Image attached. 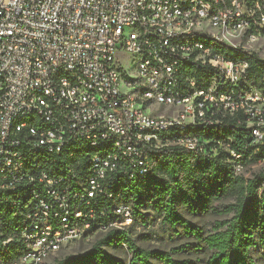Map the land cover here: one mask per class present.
Returning a JSON list of instances; mask_svg holds the SVG:
<instances>
[{"label":"built area","instance_id":"obj_1","mask_svg":"<svg viewBox=\"0 0 264 264\" xmlns=\"http://www.w3.org/2000/svg\"><path fill=\"white\" fill-rule=\"evenodd\" d=\"M262 40L264 0H0V204L32 198L19 264L128 230L105 202L157 151L217 156L196 131L242 114L263 145L264 90L216 49Z\"/></svg>","mask_w":264,"mask_h":264},{"label":"trees","instance_id":"obj_2","mask_svg":"<svg viewBox=\"0 0 264 264\" xmlns=\"http://www.w3.org/2000/svg\"><path fill=\"white\" fill-rule=\"evenodd\" d=\"M216 49L226 59L247 63L246 82L264 90V60L225 46ZM246 124V117L238 114L224 118L220 126L196 131L218 142L215 157L179 148L150 154L155 160L151 174L117 188L114 201L105 202L107 213L114 205H130L134 224L142 227L147 226L145 212L150 211L168 232L186 240L174 255L191 252L203 258L178 260L170 253L141 248L131 238L132 227L111 230L85 253L55 264H264V171L250 178L235 172L236 166L264 160V144H254ZM226 149L238 154L239 160L231 159ZM31 204L32 198L26 196L16 197L13 204H0V264H19L23 253L19 232ZM180 208L193 217L225 219L203 228L185 218ZM122 247L127 248L128 262L105 250Z\"/></svg>","mask_w":264,"mask_h":264},{"label":"rangeland","instance_id":"obj_3","mask_svg":"<svg viewBox=\"0 0 264 264\" xmlns=\"http://www.w3.org/2000/svg\"><path fill=\"white\" fill-rule=\"evenodd\" d=\"M259 59H264V40L260 41L258 45L255 46V51L253 52ZM118 61L123 63V57L118 54ZM264 171V160H261L255 164H248L246 166H236L235 172L244 178H250L252 175ZM182 215L192 221L193 223L202 226L203 228H210L215 221H221L225 217H193L187 214L182 208ZM146 216V227H142L140 223L131 224L133 229L131 230V238L135 241L136 245L147 250H158L161 252L170 253L175 259H196L203 258V254L196 255L191 252H184L180 255H174L178 248L183 247L185 244V239L181 237H175L173 234L168 232V230L162 226L160 220L151 213L150 211L145 212ZM127 231V230H126ZM129 231V230H128ZM107 233H99L87 240L73 242L72 244L66 246L58 254L50 257L44 264H55L56 261L62 260L67 256H75L85 253L95 244L98 240L102 239ZM110 256H113L124 262L129 261V255L127 248H106L105 249Z\"/></svg>","mask_w":264,"mask_h":264}]
</instances>
